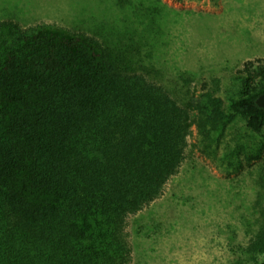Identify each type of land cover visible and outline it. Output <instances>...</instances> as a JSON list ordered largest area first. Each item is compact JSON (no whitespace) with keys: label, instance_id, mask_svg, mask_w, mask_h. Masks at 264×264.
I'll return each instance as SVG.
<instances>
[{"label":"trees","instance_id":"trees-1","mask_svg":"<svg viewBox=\"0 0 264 264\" xmlns=\"http://www.w3.org/2000/svg\"><path fill=\"white\" fill-rule=\"evenodd\" d=\"M160 2L125 9L160 21ZM116 22L109 34L130 32ZM121 37L0 21V264H132L127 218L160 197L188 147L227 174L260 161L258 227L235 264H264V61L232 70L227 102L209 70L180 104L141 64L149 41Z\"/></svg>","mask_w":264,"mask_h":264},{"label":"rangeland","instance_id":"rangeland-1","mask_svg":"<svg viewBox=\"0 0 264 264\" xmlns=\"http://www.w3.org/2000/svg\"><path fill=\"white\" fill-rule=\"evenodd\" d=\"M160 1L163 14L153 22L134 20L125 9L128 0H0V21L23 26L57 23L114 41L121 36L109 34L107 23L114 20L119 25L126 19L131 30L122 41H149L151 46H145L142 53L154 48V58L147 60L143 55L141 64H152L155 76L151 78L162 83L180 104L209 70L221 77L220 96L227 102L236 90L232 70L241 69L247 61H264V0ZM147 25L157 39L146 37ZM113 29L118 31V26ZM188 73L195 76L189 78ZM226 135L220 152L227 141L234 144L231 135ZM187 149L160 197L127 218L132 264L246 261L240 247L246 246L258 227L260 161L227 174L198 150Z\"/></svg>","mask_w":264,"mask_h":264},{"label":"water","instance_id":"water-1","mask_svg":"<svg viewBox=\"0 0 264 264\" xmlns=\"http://www.w3.org/2000/svg\"><path fill=\"white\" fill-rule=\"evenodd\" d=\"M256 104L259 105L260 107L264 108V93L260 94L256 100Z\"/></svg>","mask_w":264,"mask_h":264}]
</instances>
